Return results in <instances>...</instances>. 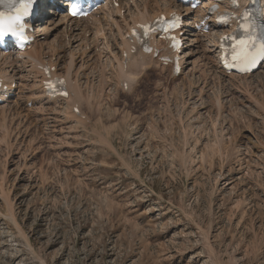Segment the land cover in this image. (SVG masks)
I'll return each mask as SVG.
<instances>
[{
	"label": "rangeland",
	"instance_id": "rangeland-1",
	"mask_svg": "<svg viewBox=\"0 0 264 264\" xmlns=\"http://www.w3.org/2000/svg\"><path fill=\"white\" fill-rule=\"evenodd\" d=\"M59 17L43 57L53 48L62 64ZM96 50L80 72L84 126L43 128L37 111L0 116V264H264L261 74L252 90L225 81L218 112L216 90H188L168 69L129 94L116 89L113 64L101 90Z\"/></svg>",
	"mask_w": 264,
	"mask_h": 264
},
{
	"label": "bare ground",
	"instance_id": "bare-ground-1",
	"mask_svg": "<svg viewBox=\"0 0 264 264\" xmlns=\"http://www.w3.org/2000/svg\"><path fill=\"white\" fill-rule=\"evenodd\" d=\"M51 1H53L52 4H48V0L47 2L44 1L41 3L40 20L37 22V25H35L37 29L35 32L36 37L31 49L20 54L21 59L18 55L13 56L11 53L0 55V79L4 84H8L7 86L10 94L9 99L0 105V116L4 121L7 119V114L10 115L11 121L13 122V120L22 121L25 119L26 116L23 115L24 112H28L30 114L37 111V114L42 115H40L39 119H36L35 124H43V128L48 125V121H51L53 124L59 123L64 126L68 123H78L81 125H83V123L85 124L88 118L83 115L84 111H81L85 95L81 91V87L79 85L80 79L82 78L80 72H84L86 70L87 58L92 52H97L96 47H98V50H104L100 51L96 57L99 59L104 58L105 61L95 59V62L100 63L99 77L101 81L98 80L97 86L101 90H105L103 78L109 69L112 74L113 64L117 67V77L114 82L116 89L120 90L122 93L126 92L129 94L134 92V88L140 82L141 76L144 75L146 78L148 77L147 72H150L153 69H159L161 71L160 73H163L166 70V68H158L159 66L157 65V61L153 60L149 56L133 54L132 45L128 44L125 40V32L138 24H144L157 19L161 14H170L172 10H174L173 2L168 0H105L103 3L104 7L98 9L92 17L87 18L86 20L70 21L65 17V15L60 13V0ZM175 10L183 15H186L188 12L186 9ZM200 13L201 12L199 11L196 12V14ZM55 16H61L59 17L60 20L56 25L62 27L63 42L67 51V56L65 57L66 62L64 61L65 63L62 64H60V61L64 56L59 57L58 53L53 48H48V53L52 52L50 60H48L47 56L43 57V49L47 46L46 36L50 35L48 34L49 30L47 25L54 21ZM184 26L185 29L181 31V38L185 42V46L183 54L180 58V74H183V76L190 80L187 84L189 86L188 90L195 88L194 90H200V94L202 90L208 89V91L212 90V92L216 90L213 92V95L215 97L214 105H216L218 112H221L223 109L219 90H221V86L225 81H236L239 86L243 87L244 85L245 89L252 90L250 88V84H248V80L251 81L255 76V82L259 85L261 83L259 74H261V77L264 79V64L259 67L255 75H253L254 73L250 76L244 77L225 75L219 69L215 58L218 45L214 39L218 36V30L212 29L209 34L204 35L195 31L194 23H190L189 20H186ZM64 32L65 35L63 34ZM42 37L44 40L43 42ZM201 38H203V40H201V44L204 47L203 49L200 47ZM87 41L92 43L93 51H89V49H87L90 46L89 44L87 45ZM186 41L188 44H186ZM77 42L78 44L76 47H72L73 44ZM102 44L107 49L108 54L102 47ZM158 45L161 46L162 43H158ZM96 52L94 54H96ZM80 54L82 55V58L78 60ZM84 57L86 58L85 61H83ZM199 61L203 63L200 64ZM77 64H80V66L75 72L74 70ZM45 66H48L52 71V78L59 77L64 78L67 81L68 98L64 100L63 103L49 101L41 94L40 88L42 83V73L38 70V67ZM199 72H202V78L195 77V75ZM168 76L169 79H171L170 81L176 80L171 71H169ZM194 77L200 83L197 87L194 86ZM210 79L214 82V84L210 85V83L207 82V80ZM84 80L86 81L87 79H82V85L84 84ZM198 81L196 83H198ZM88 84L91 87L94 85L92 80L90 83H85L86 88ZM13 85L14 89L12 90L11 88ZM182 88L184 90L187 89L184 87ZM28 93L31 95V99L29 100ZM13 97L15 98V101H12ZM32 102L37 103L41 109H37V106L26 108L27 103H31L32 105ZM23 104L24 106H22ZM49 105L52 106L49 107ZM49 108L50 110L47 111ZM73 108L78 110V115L72 113ZM56 112L58 113L56 117L53 118L51 115ZM96 113L98 114V111Z\"/></svg>",
	"mask_w": 264,
	"mask_h": 264
}]
</instances>
